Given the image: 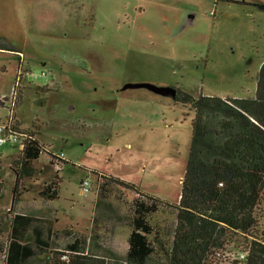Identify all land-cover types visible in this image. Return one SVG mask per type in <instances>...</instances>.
Returning <instances> with one entry per match:
<instances>
[{"label":"rangeland","instance_id":"obj_1","mask_svg":"<svg viewBox=\"0 0 264 264\" xmlns=\"http://www.w3.org/2000/svg\"><path fill=\"white\" fill-rule=\"evenodd\" d=\"M0 36L22 52L0 50V124L8 121L21 78L16 119L38 124L41 143L63 158L59 169L48 152L33 161V174L19 180L15 210L53 216L56 229L86 233L92 248L106 242L101 254L109 264H124L139 195L112 183L104 198L99 176L131 182L168 202L151 216L164 247L157 245L149 261L166 264L195 111L173 96L124 87L255 96L264 64V0H0ZM19 152L16 144L0 146V218L12 206ZM53 181L59 192L50 200L42 191ZM259 214L264 230V198Z\"/></svg>","mask_w":264,"mask_h":264},{"label":"trees","instance_id":"obj_2","mask_svg":"<svg viewBox=\"0 0 264 264\" xmlns=\"http://www.w3.org/2000/svg\"><path fill=\"white\" fill-rule=\"evenodd\" d=\"M0 50L21 53L1 36ZM174 99L190 104L195 117L180 202L172 204L177 224L170 249L164 248L166 264H264V230L259 214L264 198V64L255 96L194 97L177 89ZM21 100L22 92L17 106ZM17 122L21 125L18 119ZM23 130L27 133L25 147L13 159L17 179L12 206L0 218V236L7 233L6 239L0 240L3 264H109L111 258L95 252L92 238L86 233L58 230L56 219L51 216L15 210L19 203V180L33 174V161L44 152L56 157L39 140L38 124ZM99 177L104 198L112 183L138 193L122 263L149 264L158 251L157 245L164 247L151 216L168 202L142 192L131 182L103 174ZM3 189L0 177V197ZM58 192L59 184L53 181L44 187L42 194L54 200ZM62 237L67 238L65 245ZM232 251L234 256H229Z\"/></svg>","mask_w":264,"mask_h":264},{"label":"built area","instance_id":"obj_3","mask_svg":"<svg viewBox=\"0 0 264 264\" xmlns=\"http://www.w3.org/2000/svg\"><path fill=\"white\" fill-rule=\"evenodd\" d=\"M21 78L18 79L17 85L14 88V92L11 96L12 107L10 109V116L6 123L0 124V146L5 145L7 143H12L19 145V149L23 150L25 147V140L27 138V133L24 132L21 125L18 124L17 119L15 117V108L17 107V101L19 97V81ZM6 100V99H5ZM55 159H57L58 169L60 168V162L62 161V157L56 155ZM91 187V182L89 180H85L82 185L83 191L89 190ZM245 254H241L240 258H244Z\"/></svg>","mask_w":264,"mask_h":264},{"label":"water","instance_id":"obj_4","mask_svg":"<svg viewBox=\"0 0 264 264\" xmlns=\"http://www.w3.org/2000/svg\"><path fill=\"white\" fill-rule=\"evenodd\" d=\"M148 88L156 93L162 95H169L175 97L177 95V88L173 86H158L151 83H128L124 88Z\"/></svg>","mask_w":264,"mask_h":264},{"label":"crops","instance_id":"obj_5","mask_svg":"<svg viewBox=\"0 0 264 264\" xmlns=\"http://www.w3.org/2000/svg\"><path fill=\"white\" fill-rule=\"evenodd\" d=\"M22 53V52H21ZM22 97H23V94H22ZM22 101V100H21ZM20 123H21V127L22 128H30L31 127V125L30 124H23L21 121H20ZM17 211V210H16ZM19 212H22V213H26V212H23V211H19ZM28 214H32V213H28ZM39 216V215H38ZM44 217H50V215L49 216H44ZM52 218H54L53 216H51ZM55 219V218H54ZM117 219H120L119 217L117 218ZM106 221H108V219H106ZM56 223H57V220H56ZM56 226V225H55ZM101 226V225H100ZM117 227H121L120 225H118ZM82 233H84V232H82ZM115 241H116V239H115ZM127 242V241H126ZM93 250L95 251V252H104V251H108V250H106L107 249V246H106V242H103V241H99V242H95V244H94V246H93ZM127 249H128V243H127V246H126V251H127ZM112 251V250H111ZM115 251V250H114Z\"/></svg>","mask_w":264,"mask_h":264}]
</instances>
